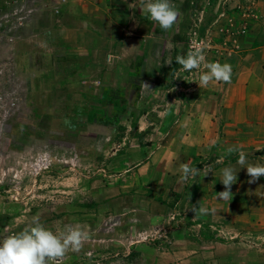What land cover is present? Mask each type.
<instances>
[{"label": "rangeland", "instance_id": "1", "mask_svg": "<svg viewBox=\"0 0 264 264\" xmlns=\"http://www.w3.org/2000/svg\"><path fill=\"white\" fill-rule=\"evenodd\" d=\"M187 1L184 9L173 1L181 14L171 28L168 50L155 53L168 65L158 77L165 76L164 85L172 88V95L190 94L199 87L200 70L183 71L175 62L178 55L202 47L208 62H231L235 80L243 66L246 69L264 51V0ZM50 3L28 0L32 13L26 26L13 30L0 25V59L13 62L0 78V88L10 94L7 117L0 108V239L22 231L39 216L53 232L79 225L89 233L81 251H70L63 264H221L209 258V250L204 256L190 254L193 259L178 257L180 252L200 251L187 243L180 228V222L193 218L186 207H198L199 201L208 207L196 194L197 178L176 179L168 191L159 188V178L146 180L143 172H129L134 164L125 162L129 152L118 142L127 138L124 142L129 145L133 136L140 145L143 137L133 131L126 134L123 126L115 125L118 114L105 104L91 109L87 99L66 100L63 92L52 99ZM28 51H43L42 59L32 64ZM137 70L132 80L140 84ZM112 99L117 105L122 98L114 94ZM90 121L96 125H88ZM105 124L115 125L116 131H104ZM226 150L220 141L190 166L203 170L209 165L212 173L207 176L215 174L217 164L212 159ZM227 155L232 158L235 153ZM258 187L260 192L257 183L245 196L253 207L263 204L264 198H257ZM207 192L200 194L214 196V191L209 196ZM252 220V233L221 232L224 240L236 243L231 249L234 259L227 264H242L239 257L246 247L255 264L258 252L264 251V226L256 228L261 216L255 213ZM212 231L205 230V235H213Z\"/></svg>", "mask_w": 264, "mask_h": 264}, {"label": "crops", "instance_id": "2", "mask_svg": "<svg viewBox=\"0 0 264 264\" xmlns=\"http://www.w3.org/2000/svg\"><path fill=\"white\" fill-rule=\"evenodd\" d=\"M173 1L183 9L190 3L170 0ZM159 28L142 10L140 0H67L59 15L52 13V51H48L52 61V99L63 92V99H87L91 109L105 104L110 112L115 111V125L123 126L126 134L133 131L143 137L140 145L133 136L129 137V145L124 142L127 138L118 142L120 148L126 145L129 152L125 162L134 164L129 172H143L146 180L159 178L161 189L169 191L174 180L181 179V163L190 166L220 141L226 149H241L247 164L264 165V159H260L264 156V51H259L257 60L249 59L248 67L243 66L230 83L213 81L190 94L172 95V88L164 85L165 76L158 77L168 65L157 60L155 54L168 50L171 29L166 36ZM156 42L162 45L157 48ZM28 52L32 64L42 59L43 51ZM137 69L141 72L140 84L132 80L137 78ZM141 84L149 85L147 94ZM114 94L122 98L117 105L112 99ZM94 122L88 125L95 126ZM115 125L105 124L103 130L116 131ZM228 157L227 153L214 156L216 173L197 177L196 194L198 199L207 201L209 213L195 216L191 207H186L193 218L180 222V228L187 243L199 246L200 251L180 252V258L193 259L190 254L194 253L204 256L209 250V258L227 264L234 259L231 249L236 243L224 240L221 232L252 233L249 227L253 226L255 213L261 216L256 228L264 226V200L257 207L251 206L249 199L245 201L249 188L257 183L261 184L257 198H264V176L249 184L246 168L237 163L238 153ZM229 166L236 170L237 182L232 185V200L222 201L216 193L224 190L221 169ZM204 189L209 191L208 196L214 191V196L204 198L200 194ZM207 229H212L213 235H205ZM246 248L240 261L255 264L249 247ZM262 260L261 250L256 264H262Z\"/></svg>", "mask_w": 264, "mask_h": 264}, {"label": "clouds", "instance_id": "3", "mask_svg": "<svg viewBox=\"0 0 264 264\" xmlns=\"http://www.w3.org/2000/svg\"><path fill=\"white\" fill-rule=\"evenodd\" d=\"M141 7L148 17L159 24L162 30H170L178 17L179 9L170 0H140ZM175 62L185 72L194 69L200 70L198 82L200 88H206L213 81L230 83L232 67L228 63L208 62L202 47L189 50L186 55H178ZM171 61L169 62V64ZM149 89V85L141 84ZM227 154L238 153L237 163L247 170L250 177L248 183H254L264 176V165L247 164L245 153L237 146H229ZM264 159V156L260 157ZM247 164V166H245ZM182 172L181 179L187 182L195 180L199 176L206 177L212 168L205 165L203 170L191 167L187 163L179 165ZM224 190L216 193V198L222 201H231L233 193L232 185L237 182L236 170L229 166L221 169V180ZM191 211L197 215H207L209 209L201 206H191ZM90 239L89 233L79 225H66L58 233L46 228L39 216L32 218V222L22 231L9 234L0 239V264H63L64 257L71 252L81 251L84 243Z\"/></svg>", "mask_w": 264, "mask_h": 264}, {"label": "built area", "instance_id": "4", "mask_svg": "<svg viewBox=\"0 0 264 264\" xmlns=\"http://www.w3.org/2000/svg\"><path fill=\"white\" fill-rule=\"evenodd\" d=\"M67 0H51L49 4L51 6L52 13L55 15L60 14L61 5L65 4ZM0 10L3 11L0 18V25L10 27L13 30L26 26L29 17L32 13L29 9L28 0H0ZM2 51H0L1 54ZM13 65V62H4L0 59V78L3 77V69L7 66ZM10 94L6 88H0V108L3 109L1 112L7 117L8 112L6 111L9 107L8 100ZM14 100H18L13 96ZM15 103H12L10 107H14Z\"/></svg>", "mask_w": 264, "mask_h": 264}]
</instances>
